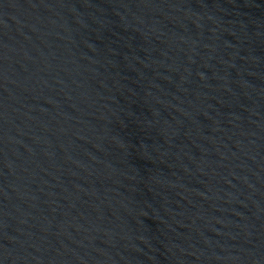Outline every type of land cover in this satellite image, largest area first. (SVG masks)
I'll return each mask as SVG.
<instances>
[{"label":"water","instance_id":"water-1","mask_svg":"<svg viewBox=\"0 0 264 264\" xmlns=\"http://www.w3.org/2000/svg\"><path fill=\"white\" fill-rule=\"evenodd\" d=\"M0 264H264V0H0Z\"/></svg>","mask_w":264,"mask_h":264}]
</instances>
